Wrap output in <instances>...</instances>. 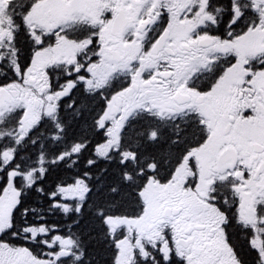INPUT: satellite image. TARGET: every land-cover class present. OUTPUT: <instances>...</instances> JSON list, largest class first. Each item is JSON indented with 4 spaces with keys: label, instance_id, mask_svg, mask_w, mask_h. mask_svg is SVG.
Wrapping results in <instances>:
<instances>
[{
    "label": "snow or ice",
    "instance_id": "6c2138e0",
    "mask_svg": "<svg viewBox=\"0 0 264 264\" xmlns=\"http://www.w3.org/2000/svg\"><path fill=\"white\" fill-rule=\"evenodd\" d=\"M93 241L264 264V0H0V264Z\"/></svg>",
    "mask_w": 264,
    "mask_h": 264
},
{
    "label": "trees",
    "instance_id": "16d2710c",
    "mask_svg": "<svg viewBox=\"0 0 264 264\" xmlns=\"http://www.w3.org/2000/svg\"><path fill=\"white\" fill-rule=\"evenodd\" d=\"M77 171H79V168H67L63 165L55 167L48 173L44 186L50 188L60 183L71 182ZM61 219L62 218L59 216L49 217L50 222L61 224V226H63ZM89 251L96 264H109L111 253L107 251V245L93 241Z\"/></svg>",
    "mask_w": 264,
    "mask_h": 264
}]
</instances>
